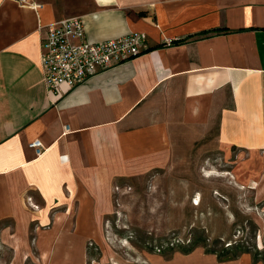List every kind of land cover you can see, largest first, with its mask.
I'll return each mask as SVG.
<instances>
[{"label": "crops", "instance_id": "1", "mask_svg": "<svg viewBox=\"0 0 264 264\" xmlns=\"http://www.w3.org/2000/svg\"><path fill=\"white\" fill-rule=\"evenodd\" d=\"M33 1L0 0V225L17 227L0 238L20 242L9 264L34 255L31 239L39 264H86L116 182L168 169L187 146L249 164L241 186L264 213V0ZM72 17L89 41L142 34L146 51L49 92L45 29ZM154 264L264 263L197 247Z\"/></svg>", "mask_w": 264, "mask_h": 264}, {"label": "rangeland", "instance_id": "2", "mask_svg": "<svg viewBox=\"0 0 264 264\" xmlns=\"http://www.w3.org/2000/svg\"><path fill=\"white\" fill-rule=\"evenodd\" d=\"M184 148L168 169L116 182L114 210L100 241L87 243L86 264H154L180 253L163 252L173 239L186 247L199 237L206 249L241 246L264 254V213L241 186L251 187L253 179L244 177L250 165L233 171V157L225 161L214 145ZM2 228L17 230L11 223ZM19 243L0 238V264L12 261V244ZM27 246L34 255L21 264H39L33 239Z\"/></svg>", "mask_w": 264, "mask_h": 264}, {"label": "built area", "instance_id": "3", "mask_svg": "<svg viewBox=\"0 0 264 264\" xmlns=\"http://www.w3.org/2000/svg\"><path fill=\"white\" fill-rule=\"evenodd\" d=\"M10 1L34 9L41 6L33 0ZM145 51L146 37L142 34L92 42L86 39L79 17L54 22L46 27L41 43L40 64L45 89L56 92L62 86L77 87L96 74L134 59ZM29 146L37 155L44 152L40 141H33Z\"/></svg>", "mask_w": 264, "mask_h": 264}, {"label": "trees", "instance_id": "4", "mask_svg": "<svg viewBox=\"0 0 264 264\" xmlns=\"http://www.w3.org/2000/svg\"><path fill=\"white\" fill-rule=\"evenodd\" d=\"M173 44H176V42H174ZM197 247L204 248L206 253L216 254L218 259L221 261L235 259L238 256H240L241 254H250L252 256V260L254 262L261 261L262 263H264V254H263V252H261L259 250H254L253 252H250L249 250H247L241 246H236L234 251H231V249L229 247L223 248L219 251L212 250V249H206V247H207L206 239H204L202 237H199L197 239H193L190 242V244L186 247L175 242V240L173 239V241L170 242L165 249H163V252L166 251L167 253H170V254H173L174 252H180L182 254H189Z\"/></svg>", "mask_w": 264, "mask_h": 264}]
</instances>
